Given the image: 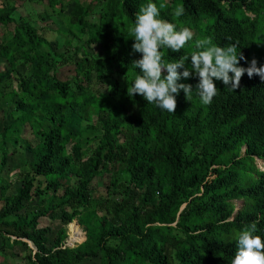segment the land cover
Returning <instances> with one entry per match:
<instances>
[{"label": "trees", "instance_id": "trees-1", "mask_svg": "<svg viewBox=\"0 0 264 264\" xmlns=\"http://www.w3.org/2000/svg\"><path fill=\"white\" fill-rule=\"evenodd\" d=\"M147 2L0 0V264L16 250L23 264H231L246 226L264 239V81H214L203 105L193 73L175 113L129 97L142 58L130 29ZM152 2L194 40L238 43L264 66V0ZM19 3L42 11L22 16ZM193 42L164 60L190 56ZM75 220L85 240L67 247Z\"/></svg>", "mask_w": 264, "mask_h": 264}, {"label": "clouds", "instance_id": "clouds-1", "mask_svg": "<svg viewBox=\"0 0 264 264\" xmlns=\"http://www.w3.org/2000/svg\"><path fill=\"white\" fill-rule=\"evenodd\" d=\"M164 7L163 3L158 6L148 0L141 5L135 16L130 35L135 41L133 52L142 54V58L132 62L140 74L135 75L130 83L126 76L124 77L129 85V97L138 94L148 104L175 113L178 106L177 96L181 91L188 101L192 98L193 85L180 81L193 78V73L198 79L195 92L203 105H210L218 95L219 89L214 81H222L226 88L233 91L240 88L245 73L249 78L259 76L264 81V66H258L255 57L249 63L242 52L238 54V43L221 47L216 45L211 37L194 40V33L190 28L180 27L159 18L160 10ZM184 11L182 6H177L174 16L179 18L184 15ZM190 42H193L190 56L181 55L171 62L164 60L163 49L180 53ZM189 59L190 66L187 64ZM241 60L249 63V66H239ZM255 160L263 161L258 158ZM256 230V222H252L239 233L237 251L231 264H264V239L254 235Z\"/></svg>", "mask_w": 264, "mask_h": 264}, {"label": "rangeland", "instance_id": "rangeland-1", "mask_svg": "<svg viewBox=\"0 0 264 264\" xmlns=\"http://www.w3.org/2000/svg\"><path fill=\"white\" fill-rule=\"evenodd\" d=\"M44 2L46 1V0H43ZM42 11V8L40 7V6H38V5H36V4H32L31 6H25V7H22V4L21 3H19L18 4V12L22 15V16H25L26 14H27V12H32V13H35V14H37V13H39V12H41ZM38 25H44V23H39ZM49 27H52V29L51 30H49V31H46L45 33H44V36L47 38V39H49V40H54L55 39V37L57 36L56 34V32H55V30H54V26L53 25H50ZM48 27V28H49ZM193 32V31H192ZM56 33V34H55ZM194 33V32H193ZM256 59L257 58H259V54H255V56H254ZM252 60V58H249V62ZM70 75H72V73H71V71H69L67 68H65V69H63L62 71H61V73H60V76H61V78L63 77L64 79L66 78V77H69ZM22 137L23 138H27V139H30V140H32V136H31V131H30V129L28 128V126L27 125H25L24 126V132H23V135H22ZM255 165H256V167L259 169V170H261V171H263L264 170V162L263 161H259V160H255ZM234 202V205H235V207H234V214H236L242 207H243V201H241V200H236V201H233ZM1 206H2V203H0V208H1ZM48 222L46 221V220H40V227H44V226H46V224H47ZM75 223H77V221L75 220V221H73L72 223H70L69 225H67V239H66V241H65V244H69L71 247H75L76 245H78V244H80V243H82L83 241H84V231H83V227L82 226H79L78 225V223H77V225L75 224ZM73 227H76L77 229H78V231H77V234H76V236H75V241L74 242H71V238H70V231H71V228H73ZM14 239V238H13ZM27 243H28V246L32 249V251L33 252H35V249H34V247L32 246V244L30 243V242H28L27 241ZM15 253H19V257L20 258H17L16 256H15ZM24 255H26V253L24 252V253H22V252H20V251H18V250H16L15 252H14V254L12 253L11 255H10V257H8L7 258V260H8V262L6 263V264H23L24 263V261L21 259ZM0 263H3V259L2 258H0Z\"/></svg>", "mask_w": 264, "mask_h": 264}, {"label": "bare ground", "instance_id": "bare-ground-1", "mask_svg": "<svg viewBox=\"0 0 264 264\" xmlns=\"http://www.w3.org/2000/svg\"><path fill=\"white\" fill-rule=\"evenodd\" d=\"M77 231H78V229L76 228V227H73V228H71V231H70V238H71V242H74L75 240V236H76V234H77Z\"/></svg>", "mask_w": 264, "mask_h": 264}, {"label": "water", "instance_id": "water-1", "mask_svg": "<svg viewBox=\"0 0 264 264\" xmlns=\"http://www.w3.org/2000/svg\"><path fill=\"white\" fill-rule=\"evenodd\" d=\"M77 225V223H75ZM84 240H85V234H84ZM27 241V240H26ZM67 247H71L69 244H65Z\"/></svg>", "mask_w": 264, "mask_h": 264}]
</instances>
